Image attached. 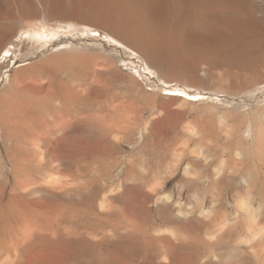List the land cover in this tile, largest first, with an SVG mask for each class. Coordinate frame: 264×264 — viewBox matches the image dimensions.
I'll list each match as a JSON object with an SVG mask.
<instances>
[{
	"label": "rangeland",
	"instance_id": "1",
	"mask_svg": "<svg viewBox=\"0 0 264 264\" xmlns=\"http://www.w3.org/2000/svg\"><path fill=\"white\" fill-rule=\"evenodd\" d=\"M75 1H56L53 9L58 13L44 26L47 45L36 48L22 41L15 58H0V157L8 162L7 169L9 154L20 151L28 156L30 151V134L15 120L18 110L23 109L28 122L30 116L47 124L64 119L70 127L79 126L82 134L97 133L100 125L94 118L103 113L123 115L121 121H109L122 138H112L108 185L111 196L125 186H141L139 226L173 247L190 243L184 253L195 257L193 264H220L235 247L248 253L263 250L264 0H231L230 11L215 7L214 15L229 12L259 26L228 31L233 42H208L190 58L184 40L167 58L147 55L122 36L118 38L126 45L118 43L110 35L115 32L110 24L88 14L92 0ZM46 5L43 14L50 13L51 4ZM79 18L90 27L77 25ZM185 23V34L200 32L201 24L187 29ZM174 28L170 21L163 31L175 32ZM96 75L108 83L106 97L74 100L66 110L58 101L50 102L80 78L89 81ZM76 116H89L93 123L76 121ZM247 128L252 134L245 132ZM174 161L179 163L169 173L167 166ZM186 164L189 173L184 171ZM93 167L101 173L98 163ZM249 174L253 185L242 194V207L234 184ZM167 216L175 223L164 220ZM159 264L176 260L160 258Z\"/></svg>",
	"mask_w": 264,
	"mask_h": 264
},
{
	"label": "bare ground",
	"instance_id": "2",
	"mask_svg": "<svg viewBox=\"0 0 264 264\" xmlns=\"http://www.w3.org/2000/svg\"><path fill=\"white\" fill-rule=\"evenodd\" d=\"M56 1L0 0L1 59L15 58L22 41H28L36 48L47 45L44 26L48 25V17L53 18L58 13L53 9ZM90 2L88 10L91 12L88 14H95L99 22L110 24L115 31L110 34L114 40L126 45L118 37L127 38L147 55L158 58L177 53V44L183 40L190 58L196 48L202 49L201 46L208 42H233L228 31L243 32L259 26L253 19L243 20L229 12L214 15L215 7L230 11L231 0H130L134 6L128 0ZM46 4H51V8L48 7L50 13L43 14ZM170 21L175 25V32L167 33L163 29ZM185 22L188 23L187 29H198L197 25L201 24L200 32L194 35L190 30L192 34H185ZM37 24L42 26L36 27ZM76 24L90 27L85 18H79ZM73 25L70 23L71 28ZM241 39L239 41L243 43ZM107 85L101 75L89 81L80 78L59 97L50 96V102L58 101L59 108L66 110L68 103L74 100L106 97L109 93ZM22 110L15 112V120L30 134V151L26 148L24 151H28V156H23L20 151L9 154V170L6 167L8 162L0 157V264H159L160 258L169 256L176 260V264H193L195 257L184 253L190 243L173 247L167 240L153 237L151 232L138 225L137 213L142 209L140 185L125 186L122 193L110 195L111 142L120 131L113 129L109 121L118 118L121 121L125 116L103 113L94 118L100 125L99 131L82 134L79 126L70 127L64 119L47 124L30 116L31 122H28L30 120ZM91 119L89 116L75 118L76 121ZM132 120L136 123V115ZM58 132L62 134L58 136ZM245 132L252 134L251 128ZM262 133L259 131L258 136L261 137ZM121 138L117 137L118 140ZM261 149L259 144L255 145L258 155ZM177 162L169 163V173ZM95 163L100 165V174L95 173ZM184 171L190 172L189 164L185 165ZM252 181L249 174L241 176L234 184L242 207H245L242 194L251 190ZM164 220L174 222L168 216ZM226 259H221L220 264H264V249L248 253L235 247Z\"/></svg>",
	"mask_w": 264,
	"mask_h": 264
},
{
	"label": "snow or ice",
	"instance_id": "3",
	"mask_svg": "<svg viewBox=\"0 0 264 264\" xmlns=\"http://www.w3.org/2000/svg\"><path fill=\"white\" fill-rule=\"evenodd\" d=\"M181 95H183V94H181Z\"/></svg>",
	"mask_w": 264,
	"mask_h": 264
}]
</instances>
